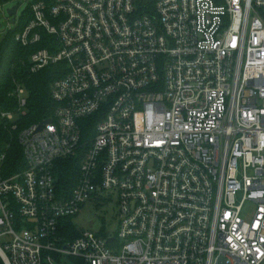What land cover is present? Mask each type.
Masks as SVG:
<instances>
[{
    "label": "built area",
    "instance_id": "built-area-1",
    "mask_svg": "<svg viewBox=\"0 0 264 264\" xmlns=\"http://www.w3.org/2000/svg\"><path fill=\"white\" fill-rule=\"evenodd\" d=\"M3 3L0 2V6ZM16 39L63 63L54 114L21 129L0 173V264H264V0H35ZM0 128L20 127V81ZM6 154L0 155L3 163ZM79 158L60 188L59 162ZM113 200L118 231L70 223ZM109 239H112L109 241Z\"/></svg>",
    "mask_w": 264,
    "mask_h": 264
},
{
    "label": "trees",
    "instance_id": "trees-1",
    "mask_svg": "<svg viewBox=\"0 0 264 264\" xmlns=\"http://www.w3.org/2000/svg\"><path fill=\"white\" fill-rule=\"evenodd\" d=\"M12 0H0V2ZM158 0H138L142 12H153ZM31 19L28 9L19 23L17 32H23ZM49 36L42 35V41L31 46H23L16 35L6 37L0 44V110L13 109L16 105L15 98L10 95L15 87V80L23 83L29 92V109L26 116L21 120L20 127L16 131L9 132L0 128V155L5 153L6 158L0 163V173L10 175L26 168L18 135L21 129L34 122L51 118L56 108V102L51 96L53 82L61 77L65 70L63 63L52 64L38 73L29 71V57L31 54L43 47ZM79 158H69L59 162L55 176L59 179L60 188L71 189L77 177ZM81 231L70 223L68 237L73 239L79 236ZM79 264H84L81 261Z\"/></svg>",
    "mask_w": 264,
    "mask_h": 264
},
{
    "label": "rangeland",
    "instance_id": "rangeland-1",
    "mask_svg": "<svg viewBox=\"0 0 264 264\" xmlns=\"http://www.w3.org/2000/svg\"><path fill=\"white\" fill-rule=\"evenodd\" d=\"M35 0H12L3 3L0 6V18L2 26L0 27V44L6 37L16 35L19 23L22 21L24 13L30 7V4ZM20 4L18 13L16 15V22H12L13 16L8 13V9L14 5ZM0 57V62H1ZM113 201V200H112ZM111 200L94 201L91 200L83 205L81 211L73 219L74 226L80 231L94 230L102 235L106 231L110 234L118 231V218L116 203ZM80 260L73 257H56V264H79Z\"/></svg>",
    "mask_w": 264,
    "mask_h": 264
},
{
    "label": "water",
    "instance_id": "water-1",
    "mask_svg": "<svg viewBox=\"0 0 264 264\" xmlns=\"http://www.w3.org/2000/svg\"><path fill=\"white\" fill-rule=\"evenodd\" d=\"M19 7H20V4H17V5H14L13 7L8 9V13L13 16V18H12L13 23L16 22V15L18 13ZM1 26H2V23H1V18H0V27ZM50 121H51L50 119L42 121V123L40 125V129L43 128L47 122H50ZM111 240L112 239H109V241H111Z\"/></svg>",
    "mask_w": 264,
    "mask_h": 264
}]
</instances>
